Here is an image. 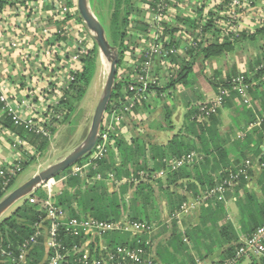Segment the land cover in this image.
I'll return each instance as SVG.
<instances>
[{
    "label": "crops",
    "instance_id": "1",
    "mask_svg": "<svg viewBox=\"0 0 264 264\" xmlns=\"http://www.w3.org/2000/svg\"><path fill=\"white\" fill-rule=\"evenodd\" d=\"M3 1L5 2L3 11L7 14L0 17V19L2 18L0 21V45H8L13 39V35L20 36L21 45L20 49H16V54L21 56L22 53L20 51L23 50L24 53H27L32 58V62L29 66H26L19 59L13 60V62L11 60V58H13V50L8 48L7 61L0 63V81L4 80V77H7L8 88L5 89V93L13 101V98L17 100L21 98V94L15 86L20 90V84H25L24 78L35 79L40 76L38 72H44L46 67L49 66H46L49 57L43 54V47L41 46L37 47L40 51V56L37 60H34L37 50V48L34 47L39 42L42 44L44 43L46 46V44L53 43L56 40L59 41L57 36H55L57 39L53 40V35L58 25L51 14L52 6L50 3H52V0ZM227 3L228 0H170L162 18H157L154 12L157 1L129 0L131 18L130 24L125 30L124 38V46L127 48L121 56L120 65L118 67L119 81L122 80L123 83V94L120 99L122 104L113 102L116 104L115 107L112 106L113 111L106 114L103 121V129H105L104 136L107 144L115 147V140L114 138L110 139L109 134L113 135L118 140L123 139L127 144L132 140L141 141L146 147L150 145L164 146L173 136H179L185 144L190 143L192 146H195V149H201L202 142L200 143V141L191 134L190 123L193 121L199 125L207 121H196L195 114L192 115L188 111L189 107L192 105L195 106L198 103L212 101L217 95L218 88L233 76L244 75L251 79L252 82H255L256 68L264 59V30H262L264 29V0H248L249 4L245 6L246 12L242 14L241 18L236 22L235 27L230 28L222 24L224 19L220 15L225 10ZM5 16L8 18L6 22H4L3 19ZM13 20L15 21L14 24ZM7 22L8 25L6 27L5 24ZM38 22L46 29L45 38L43 39L39 29L34 25V23ZM13 25L16 28L14 30ZM82 35L83 33L78 34V36ZM226 39H229V41H237L231 52L209 59H205L201 55L196 56V54H194L195 52L191 53L192 49H196L197 47L203 48L215 43H223ZM152 41H160L163 47L166 48H176L177 54L170 58V63H166L168 60L163 63L159 59H154L152 74L156 85L150 90L149 97L146 101L134 106L120 121L116 122L113 116L120 111L122 105H128L130 103V97L126 95V89L129 88L132 92L136 72L141 70L144 50ZM70 47L71 43L69 41L65 42L61 47L62 53L67 55ZM196 58L202 63V76L211 84L204 92L199 89L201 81L197 75L196 81L194 75L191 79H187L190 73L196 71V64L193 63ZM199 66H201L200 63H198V67ZM181 69H186L184 73L186 75V83L178 81L174 82L172 85V81H175L176 75ZM258 85L259 82L255 83L254 86L257 88L253 86L252 90L256 88L253 90V93H259V95L257 98H253L252 95L251 104L249 106H245L237 97H233L232 101L225 102L219 110L218 125L216 126L217 144L219 147L228 149V160L231 163L235 161L237 140L239 138L244 139L246 135H251L250 137H252V141L255 143L257 134L254 130L260 129L262 126V121L264 119V84ZM189 86L190 90H188ZM198 92H200L201 95L198 96ZM195 94L197 95L196 99H194ZM209 95H211V97ZM201 97H203V99ZM0 105V125L2 129H6L7 132V135L0 134V167H2L13 162L15 160V154L19 152H13L9 147L12 143L11 136L16 133L13 132V128L7 126L9 122L7 118L2 116L3 105L1 103ZM165 109L168 111L169 123L164 119ZM253 117L255 121L252 122ZM25 139L29 141L27 138ZM262 141L263 142L259 144V148L264 151V139ZM35 147L37 148V146ZM250 147H253V144H250ZM37 151L39 155L40 152L38 148ZM196 154L200 157V160L204 156L202 153L198 154L197 152ZM244 154L246 158L245 162L248 161L251 164L253 176L249 180L250 182L247 186L233 189L225 194L224 202L221 204L223 208H217L216 205L219 203H217L218 200L215 199H207L209 201L208 203L207 200L202 203H197L200 198V193L205 192L207 189L202 190L198 185L199 193L194 195L191 190L193 184L192 178H181L176 184L167 185L166 175L170 171L168 170L165 171L162 177H157V173H155L150 179H146L147 176L144 175V179L142 180L150 184L153 188L155 199V205L152 208L146 206V209H159L160 213L162 210L168 212V209L171 208L170 204L173 202L171 199L175 200L180 196L185 198L183 203H186V208L192 209L188 213L190 215L192 212L198 211L202 205H208L209 208L213 210L224 209V213H221L222 218L218 226L230 222L240 239L243 237V234L240 233L241 217L238 210L239 205H241V202L243 204L245 203L246 194L253 195L258 203H261L263 200L261 186L258 184V175L260 172L258 169L259 162L252 154L247 152H244ZM118 157L119 156H116V165L120 164V158ZM30 159L31 158H29L28 161H30ZM148 165H153L152 161L149 159ZM19 174H17L15 179H17ZM122 178V180L125 181L124 177ZM159 182L162 183V189H158L160 185ZM108 190L111 192V189ZM58 193H60L59 190L56 191L55 195ZM191 203H194V207L190 206ZM179 209H176L174 212ZM172 213L168 212V215L171 217ZM188 214L180 216L179 219L168 218V220L173 224L177 222L175 225H179L182 222V218L188 217ZM151 224L155 226L154 231L157 230L156 221ZM182 232L185 231L182 230ZM152 233L146 235L149 243V253L152 250L150 253L152 260L156 264H162L157 254L154 253L153 243L150 241V239H152L150 237ZM193 239H195V237ZM197 239L198 238L194 241H191L189 238L184 239L185 245L189 247L187 253L189 257L193 259L194 255L198 256L199 252L203 253L204 251L201 250L202 248L199 245L198 247L200 250L193 248ZM204 243L207 244V240H204ZM37 246L43 248V255L39 259L38 253L32 252L29 255V264H41L43 262L46 250L42 240L35 247ZM202 247H204V245H202ZM221 252L220 248H217L216 251L213 250L211 255L205 256L203 262L208 264L220 263L223 260ZM194 260L196 264L201 261V259L198 258ZM260 260L261 263H263L262 259H244L241 261V264L245 262L246 264H260Z\"/></svg>",
    "mask_w": 264,
    "mask_h": 264
},
{
    "label": "built area",
    "instance_id": "2",
    "mask_svg": "<svg viewBox=\"0 0 264 264\" xmlns=\"http://www.w3.org/2000/svg\"><path fill=\"white\" fill-rule=\"evenodd\" d=\"M155 1H157L154 9L155 15L157 18H162L170 0ZM50 4L52 6L51 14L58 25L53 40H56L55 36H57L59 41L56 40L53 43L46 44V46L44 43L39 42L34 47H43V54L49 57L46 66H49L46 67L44 72H38L40 76L35 79L24 78L25 84H20V90L15 86L21 94V98L18 100L13 98L12 101L5 93V89L8 88L7 77L0 81V103L3 105L2 116L10 120L14 126H23L41 139H50L52 128H57L67 116L68 112L63 103L67 100V95L72 93V86L76 84V76L84 70V59L91 55L96 46L92 33L80 18L77 0H52ZM247 4H249L248 0H228L225 10L220 14L224 19L222 24L225 27L228 26V28L235 27L236 22L246 12L245 6ZM6 14L2 10L1 16ZM6 18L7 16L3 17L4 22L8 20ZM35 21L37 22L36 19ZM7 25L8 22L5 26L7 27ZM34 25L39 29L42 39L45 38L46 29L43 25L40 22L34 23ZM14 29L16 28L13 25ZM81 33L83 35L78 36ZM68 41L71 43V47L68 54L64 55L61 47ZM20 43L21 37L13 35V39L8 45H0V63L7 61V49L10 48L13 50L12 61L19 59L26 66H29L32 62L31 56L24 53L23 50L20 51L21 56L16 54V49H20ZM176 54V48L163 47L160 41H152L148 44L143 53L141 70L136 72L130 103L120 107V111L113 116L114 121H120L134 106L146 101L149 97L150 90L156 85L152 74L154 59H159L163 63L168 60L167 63ZM39 56L40 51L37 48L34 60H37ZM261 70H264V59L256 68V74ZM259 81L264 82V74L255 82L244 75L231 77L226 81L227 85L218 88L217 95L212 101L195 105V120L205 121L215 115L222 107L224 99L233 94L242 104L249 106L252 100L250 90ZM120 103L122 104L121 101ZM115 105V103L112 104L114 107ZM105 117L106 114L104 119ZM0 134L7 135L6 129H2L1 125ZM11 138L10 149L19 153L15 154L13 162L0 167V195H3V197L8 193L9 186L17 174L21 173L23 164L29 158L38 157L37 148L25 138L18 134H13ZM102 138L103 142H98L87 161L82 165L72 166L71 172L89 184L106 181L110 186H115L119 184V181L112 174H107V177H103L101 174H96L92 178L86 176L89 168L96 169L97 161L101 160L107 152L105 136L102 135ZM198 160H200V157L194 152L179 159L167 160L164 168L166 170L157 172V177H162L165 171L195 164ZM262 167H264V164L259 165L258 169ZM250 172L251 164L248 161L234 171L225 172V175L220 177L213 187L200 193L197 203L205 202L207 199L223 200L225 194L231 191L241 179H250ZM144 175L143 172L139 173L141 177H144ZM54 184L53 179L40 187L47 195V199L43 203L45 216L40 217V222L34 227V233L21 244L18 257L12 258L14 264H29V255L41 240L46 250L41 264H153L150 253L145 248L149 244L148 241L143 243L144 247L136 246L132 248L125 245L109 246L105 238L113 232L130 233L132 236L137 237L150 235L155 228L153 224L130 222L124 217L114 222L99 221L91 217H69L66 212L53 203ZM190 206L194 207V203H191ZM191 210L186 208V203H183L178 211L171 214V218L179 219L180 216L187 215ZM68 240H70V244ZM138 244L142 243L138 241ZM12 256L8 250L3 249L0 243V263ZM252 258L262 259L264 262V222L251 236L241 237L234 257L220 264H241L242 260ZM198 264L208 263L199 261Z\"/></svg>",
    "mask_w": 264,
    "mask_h": 264
},
{
    "label": "trees",
    "instance_id": "3",
    "mask_svg": "<svg viewBox=\"0 0 264 264\" xmlns=\"http://www.w3.org/2000/svg\"><path fill=\"white\" fill-rule=\"evenodd\" d=\"M93 1L94 0L91 1V5L93 4ZM4 6L5 2L0 0V17ZM130 11L131 6H129V0H113L109 27L106 28L105 32L107 33L106 37L109 44L118 49L119 61L117 64L115 85L109 105L106 109V114L113 111V102L120 103L121 95L123 94V83L122 80L119 81L118 67L120 65L121 56L127 48L124 46V38L125 30L130 24ZM236 42L237 41L235 40L229 41V39H226L223 43H215L203 48L197 47L196 49H192L191 53L195 52L194 54H196V56L201 55L205 59L218 57L231 52ZM97 57L98 49L95 46L91 55L84 59V70L76 76V84L72 86V93L67 95V100L63 103L68 114L62 122H64L70 115V112H73L74 107L84 96L87 87L90 85L95 74ZM185 72L186 69L179 70L175 81H172L171 84L173 85L174 82L178 81L184 83L186 77L184 74ZM263 74L264 70L259 71L256 74V79H259ZM226 81L221 86L227 85ZM262 84H264V82L259 81L258 86ZM253 90H250L251 98L252 95L253 98H257L259 93H253ZM126 95L129 97L133 95L129 88L126 89ZM233 97L236 96L233 94L230 97L225 98L222 106L225 102L232 101ZM188 111L192 115L196 114L195 106H190ZM167 113L168 111L165 109L164 119L169 123V116ZM218 114L219 110L215 115L209 117L206 120L207 122L203 124L198 125L193 121L190 123L191 134L200 141V143L202 142L200 150L195 149V146H192L190 143L185 144L179 136H173L164 146L150 145L149 147H146L141 141L132 140L127 144L123 139L118 140L116 137L109 134V138H114L115 140V147L107 144V152L105 156L97 161L96 169L89 168L86 176L92 178L95 177L96 174H101L103 177H107V174H112V176L119 181V184L114 186L116 190L109 192L108 187L112 188V186H109L106 181L89 184L78 175H73L70 167L62 174L55 177V179L59 181L61 177L64 178V180L59 183L60 193L54 195L53 198L55 206L66 212L69 217H91L99 221L111 222L118 221L124 217L130 222H147L151 224L152 222L159 220L160 212L159 209H146V206L152 208L155 205L154 191L150 184H147L142 180L144 177L139 176L140 172L145 173L147 176L146 179H150L153 174L165 168L167 160L179 159L184 155L193 152H198V154L202 153L204 156L199 162L192 165H184L176 170H170L166 175L167 185L176 184L181 178H192L193 184L191 190L194 195H196L199 193V187L202 190L209 189L215 185L219 177L225 175V172L234 171L241 167L246 160L244 152L252 154L253 157L258 160L259 165L264 164V151L259 148V144L262 143V140L264 139V119L261 128L254 130L257 134L255 143H253L252 137H250L251 135H246L244 139L239 138L237 140L235 161L234 163H231L228 160V149L219 147L217 144L216 126L218 125ZM253 121H255L254 117L252 118V122ZM8 122L9 124L7 126L13 128V132L27 138L32 145L37 146L39 152L47 147L49 139L38 138L27 128H24L23 126H14L10 120H8ZM55 132L56 128H52L51 136H53ZM104 133L105 130L102 129L99 143L103 142L102 135H104ZM210 143L212 147L210 146ZM250 144H253V147H250ZM116 156H119L118 158H120L119 165H116ZM33 159L34 158H31L30 160ZM148 159L152 161V166L148 165ZM82 160L75 165L80 164ZM31 162L32 161L25 162L23 167L29 165ZM259 171L258 184L261 186V192L263 195L262 202L258 203L253 195L246 194L245 205L241 202L238 209L241 217L240 233L243 234V237L251 236L264 222V167L260 168ZM252 176L253 172L251 171L250 179ZM122 177L125 179L124 182L122 181ZM249 180L241 179L233 189L247 186L250 182ZM14 181L9 186V189L13 186ZM159 184L158 189H162V183L159 182ZM2 197L3 195H0V199ZM46 199L47 195L45 191L42 188H38L30 196L24 198L14 211L0 220V243L4 250H8V252L13 255L11 258L6 259L7 261L5 260L0 264H14L12 258L18 257L21 244H23V242L34 233V227L40 222V217L45 216L42 204ZM171 201H173L172 204H169L173 209H168L169 213L179 209L183 201H185V198L180 196L175 200L171 199ZM208 202L209 201H207V203ZM223 202L224 199L217 201V203L220 204L216 205L217 208H223L221 205ZM199 210V224L185 232L175 230L170 233L166 241L165 249H172L174 253H181V255L188 258L190 262L189 264H196V261L193 258H190L188 253L186 254L188 247L185 245L184 239L189 238L191 241H194L198 238L196 244L193 245V248L199 249L198 245L200 247L201 245H204L203 248L205 249V253L203 255L204 258H202L201 261L205 259V256L211 255L215 247L220 248L222 251L221 256L223 257V260L220 263L233 258L240 239L230 222L218 226L219 221L222 218L221 213H224V209L213 210L209 208L208 205H202L198 211ZM194 237L195 239H193ZM105 238L107 239L109 246L125 245L132 248L136 246L144 247L143 243L147 241V236L137 237L132 236L130 233L120 234L118 232H113L112 234L105 236ZM202 238L204 240L209 239L208 241H210V243L198 244ZM74 241L76 242L77 240L75 239ZM138 241L142 244L139 245ZM68 243L70 244V240H68ZM145 248L149 251L148 246ZM42 249V247L37 246L33 251L38 253L39 259L43 255ZM198 255H202V253L199 252ZM157 257L161 259L158 254ZM152 262L153 264H156L153 260ZM259 262L260 264H264V262L261 263V260ZM220 263L218 262L216 264ZM181 264L184 263L182 262Z\"/></svg>",
    "mask_w": 264,
    "mask_h": 264
},
{
    "label": "rangeland",
    "instance_id": "4",
    "mask_svg": "<svg viewBox=\"0 0 264 264\" xmlns=\"http://www.w3.org/2000/svg\"><path fill=\"white\" fill-rule=\"evenodd\" d=\"M91 1L92 0H88L92 13L99 20V22L103 26H105V30H106V28L109 27L113 0H94L92 5H91ZM105 35L107 36L106 32ZM193 63L196 64L195 65L196 71L190 73L187 79H191V77L194 75L196 81V75H197L201 81L199 89L204 92L207 87L211 86V84L201 74L203 70V66L202 63L199 61V59L196 58L193 61ZM198 63H200L201 66L198 67ZM108 69H109V63L105 59H103L98 52L95 74L90 85L87 87L84 96L79 100L77 105L74 107L73 112H70V115L65 119V121L60 123L59 126L56 128V132L49 139V143L47 147L42 151H40V154L37 158L30 160L32 162L29 165L23 167L21 173L18 175L17 179H15L14 184L9 189L8 193L13 189L21 186L24 182H26L35 174H38L39 172L45 170L49 166L61 161L64 157H66L69 153H71L76 147H78L80 144L83 143L90 129L95 107L102 95L108 74ZM188 90H190V86ZM197 94L198 96L201 95L200 92H198ZM209 96L211 97V95ZM196 98L197 95L195 94L194 99ZM201 98L203 99V97ZM88 158L89 156L85 157V159H83L80 164L75 166L84 164ZM73 167H71V171ZM63 180L64 178L61 177L60 181ZM54 181L55 184L53 186V194L55 195L56 191L60 190L59 183L61 182L57 179H54ZM108 189H111V191L116 190L114 186ZM22 200L17 201L13 205V207L10 208L11 210L9 209L6 213H4L0 217V220L8 216L12 211H14L15 208L21 204ZM42 208L44 209V204H42ZM199 213L200 210L194 211L192 212L191 215L188 214L189 215L188 217L182 218L181 224L175 225V223L177 222H174L173 224L168 220V218H171L168 215V212L166 210L161 211L159 220L156 221L157 230H155L153 232L154 234L152 233V235L150 236L152 238L150 239V241H152L151 243H153L154 253L158 254V256L161 258L159 260L161 261L162 264H176V263L181 264L182 262L184 264L190 263L188 258L181 255V253L180 254L174 253L173 250L171 249L166 250L165 249L166 241L170 233H172L175 230L182 232V230L184 231H187L189 229L191 230L193 227L197 226L199 220ZM199 243L205 244L204 239L202 238ZM207 243H210V241L207 240ZM201 248L202 251L204 250L202 255H198V256L194 255V259L204 258L203 255L205 253V249L202 247V245ZM215 248L214 250L216 251L217 247ZM243 264H246V262Z\"/></svg>",
    "mask_w": 264,
    "mask_h": 264
},
{
    "label": "water",
    "instance_id": "5",
    "mask_svg": "<svg viewBox=\"0 0 264 264\" xmlns=\"http://www.w3.org/2000/svg\"><path fill=\"white\" fill-rule=\"evenodd\" d=\"M77 9L81 20L93 35L100 56L109 63L106 82L102 95L95 107L90 129L83 143L76 147L61 161L49 166L38 174H35L21 186L13 189L2 197L0 200V217L13 207L17 201H21L30 196L34 191L40 188L42 184L55 179V177L62 174L68 168L89 156L99 142L103 119L115 85L119 53L116 47L109 44L105 35L104 26L92 13L88 0H77Z\"/></svg>",
    "mask_w": 264,
    "mask_h": 264
}]
</instances>
